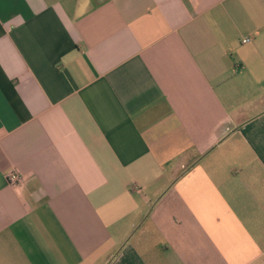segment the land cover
I'll return each instance as SVG.
<instances>
[{
  "label": "crops",
  "instance_id": "0c3cea01",
  "mask_svg": "<svg viewBox=\"0 0 264 264\" xmlns=\"http://www.w3.org/2000/svg\"><path fill=\"white\" fill-rule=\"evenodd\" d=\"M0 264H264V0H0Z\"/></svg>",
  "mask_w": 264,
  "mask_h": 264
},
{
  "label": "built area",
  "instance_id": "2783aa9c",
  "mask_svg": "<svg viewBox=\"0 0 264 264\" xmlns=\"http://www.w3.org/2000/svg\"><path fill=\"white\" fill-rule=\"evenodd\" d=\"M250 40L245 39L243 42L248 43ZM8 183L12 186H21L24 184V176L16 170H12L7 174Z\"/></svg>",
  "mask_w": 264,
  "mask_h": 264
}]
</instances>
